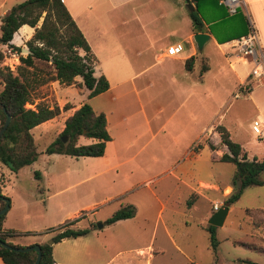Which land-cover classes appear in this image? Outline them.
Wrapping results in <instances>:
<instances>
[{"label": "rangeland", "instance_id": "1", "mask_svg": "<svg viewBox=\"0 0 264 264\" xmlns=\"http://www.w3.org/2000/svg\"><path fill=\"white\" fill-rule=\"evenodd\" d=\"M162 1L164 8L159 11L165 16L166 26L169 27L172 23L174 27L185 29V23L182 24L179 15L183 11L186 18L185 5L180 9L174 0ZM195 1V11L200 14L213 3L217 5V0ZM217 8V12L222 11V19L226 17L224 7L218 4ZM250 16L252 18V15ZM235 18L237 19V16ZM41 21L42 18L39 19L38 26ZM181 44L183 51L180 55L188 54L189 43L181 41ZM21 47L28 49L26 41ZM0 50L4 55L0 60V67L8 68L17 75V67L20 65L18 56H25L26 51L16 53L1 43ZM203 51L206 53L207 47ZM199 58L201 63L207 66V59ZM209 59L212 61L209 62L212 71L206 80V98L198 113V119L190 122L175 119L158 130L153 137L144 122L134 114L135 95L132 92L123 93L116 101L111 100L118 91L116 89L88 98V90L82 84L80 76H76L71 85L60 83L53 79L54 68L50 62L34 59L35 68L30 74L31 104L27 107L34 108L35 104L39 103L60 108L68 104L70 108L62 111L50 123H46L42 129L44 134L36 133L37 149L41 152L38 159L32 165L23 167L18 175L12 178L9 195L26 194L37 200L32 204V216L27 219L15 217L16 225L21 231L19 233L22 235L39 231L41 234H48L43 239L48 243L51 240L49 236L54 235L59 226L53 220L57 217H54V214L58 211L56 206L59 202L64 203V213L77 210L82 217L79 228L93 225L95 229L122 206L132 205L135 209V219L122 224L130 228L127 233L113 229L112 224H109L103 228L102 234L106 238L104 244L101 241L98 244L93 236H89V243L103 248H91L100 250V257L93 261L84 260L81 264H132L134 250L147 246L151 247L149 251L140 252L143 259L140 258V261L134 264H243L241 260L244 259L264 264V185L246 187L240 198L229 204V211L222 226H215L218 247L214 253L209 246L207 221L216 211L214 204L222 206L231 192L235 166L230 162L218 161L223 152H216V156L214 151L204 147L200 148L201 151L197 154L199 150L195 147L196 144L186 152L187 140L176 142L172 138L180 136L182 131L197 133L204 125L211 123L209 131L197 140L202 145L209 142L215 126L221 124L228 130L230 137L247 151L249 159L264 158V120L261 119L260 109L254 101L256 96L264 99V82L254 83L251 91L239 93L235 97L239 84L234 85V77L228 73V63H225V71L223 70L227 75L221 73L220 77L215 68L216 58L212 53H209ZM235 66L240 73L251 67L240 63ZM100 69L99 65L95 67L96 76L105 75ZM158 88L156 84L155 88L149 90L160 103L166 96H163ZM83 103H88L96 112L105 113L113 111L114 103H118L121 104L120 109L114 111V115L136 116L134 132L137 137H134L136 145L133 148L125 149L128 133L120 128L111 129L116 138L107 155L117 161H123L119 167L106 169L101 157L45 153V148L63 129L66 116ZM254 119L260 120V133L252 130ZM66 141L67 138L64 142ZM88 142V138H80V144ZM146 142V146L135 153L138 146L141 147ZM130 156L133 157L125 163ZM91 161L95 162L93 167H89ZM3 168L0 164V187L8 179ZM36 171L43 172L44 176L37 177ZM99 171L102 172L89 179V174ZM262 177L264 179V173ZM180 179L190 183L194 190L189 192ZM67 186L69 187L60 195L45 200V196L56 187ZM37 210L41 213H36ZM44 213L48 216L44 217ZM71 217L65 218L63 222H67ZM133 229H136V232L132 231ZM149 253L150 257H144Z\"/></svg>", "mask_w": 264, "mask_h": 264}, {"label": "crops", "instance_id": "2", "mask_svg": "<svg viewBox=\"0 0 264 264\" xmlns=\"http://www.w3.org/2000/svg\"><path fill=\"white\" fill-rule=\"evenodd\" d=\"M22 1L24 0H0V21L2 16L6 14L13 5ZM61 1L95 55L97 59L95 67L97 65L101 67L100 71L106 75L104 76L109 82V88L96 96L104 95L116 89L118 91L115 93V96L111 97V100L116 101L119 100L123 93L126 92L129 94L132 92L135 95L134 114L136 113L140 120L144 122L146 129L151 133V137L155 136L158 130L162 127H166L169 122L175 119H184L187 122L198 119V113L202 105H204L206 98V80L210 71H212L210 65L212 61L209 59V53H212L216 58L215 68L218 70L217 74L219 76L221 73L227 75L223 70L225 63H228V73L232 74L234 77V85L236 86L246 78L250 69L244 73H240L235 65L240 63L243 66H252L250 62L242 63L239 61L230 46V41L237 38L236 36L244 31L243 24L239 19H237L239 21L236 22L233 20L229 21L227 20V18H229L227 16L222 19V11L219 10L217 12L218 3L217 5L213 3V5L206 7L207 9L204 8L203 13L197 14L202 23V27L201 30L195 31L191 19V12L195 11V9L197 10L195 0H174L177 6H180V9H182L183 4L186 7V18H184L183 11L179 14L182 24L184 25L185 23V29L184 27L179 28V26L174 27L172 23L169 27L166 26L165 23H167V21L165 20V16H162V13L159 11L160 8H164V2L162 0ZM245 2L248 13L252 15L254 25L258 32L260 45L264 53V0H245ZM242 14L244 15V13ZM33 31V27L23 24L13 34L10 43L16 46L23 45L24 42L31 37ZM197 32H203L209 35V39L204 43L201 49L197 48L192 38L193 34ZM228 37L234 38L228 40ZM179 38L181 39L173 42L175 39ZM181 41L189 43L188 54L180 55L183 50L174 55H168L166 53V48L168 46L181 43ZM205 47H207L206 53L203 51ZM190 56H193V61L190 63L189 68H187L186 59ZM199 57H205L207 59V66L201 63ZM210 61L211 63H209ZM263 76L264 73L256 79L255 83H263ZM156 84L159 87V92H162V95L166 96V99L160 103L157 102L152 96L151 90H149L153 87L155 88ZM254 101L260 109L259 114H261V119L264 120V99L256 96ZM120 105L121 104L114 103L113 111H109V113L102 112L105 115L106 129L111 139L105 144L104 154L97 157H101V161L106 165V169L109 170L117 168L123 163V161H117L114 157H108L107 155L116 138L111 133V129L120 128L123 132L128 133V139L125 144L126 150L136 145V139H134V137H137L136 132H134L136 116L127 117L123 115H114V111H118ZM52 120L53 119L44 121L31 129L36 145V133L44 134V132H42L43 127ZM111 124L113 125L112 128ZM209 125H211V123L206 126L204 125L197 133H193L194 135L182 131L180 136L172 138L176 142L187 140L185 144L187 152L193 144L197 145V140H199L203 134L209 131ZM186 128L188 129V125H186ZM153 130H155V132H153ZM190 136H192L191 139ZM80 138L78 140L79 143ZM88 139V143L93 141L90 138ZM147 143L148 142L141 145V147L138 146L135 153L143 149V146H146ZM209 144L214 145L215 149H212ZM195 147L197 148V146ZM204 147L214 151L216 156V152L221 153L226 150V146L221 143L220 135L215 129L209 138V142H205L198 147L199 151H197V154H199ZM192 151L193 150H191V152ZM40 153L41 152L38 151V155ZM132 157L133 156L127 157L125 163ZM94 165V161L89 162V167H93ZM2 166L4 167L2 170L5 172V176H7L8 179L5 181V184L1 186V193L10 198L9 208L2 221V228L4 230H14L16 233H19L21 231L16 225L15 217L21 216L27 219L32 216V214H30L34 207L32 204L37 200L26 194L9 195L10 192L8 190L12 189V178L16 177L23 167L17 172H12L6 166ZM36 172L37 177L44 176L43 172ZM100 172L102 171L89 174V179H92ZM180 181L189 192L194 190L190 183L183 179H180ZM68 187L69 186L64 188L56 187V189H53L51 193L45 196V200L48 201L51 197L60 195V193ZM63 207V202L57 204L56 208L58 211L54 214V217L57 216L53 219L55 221L54 223L60 225L73 221V224H70L69 227L79 228L78 224L81 222L82 217L79 216L77 210L64 213ZM84 207L85 206H82V208ZM38 212L40 211L37 210L36 213ZM135 215L136 214L131 218L118 220L111 226H113V229L127 233V229L130 228L122 224L135 219ZM43 216L47 217L48 215L44 213ZM70 216L72 217L68 219L67 222H63L65 218H69ZM104 226H106L104 223H102V226L98 227V229L93 228V225L87 226L84 228H89L90 231L86 235L76 238H64L59 242L53 243L52 258L54 264H81L84 260L93 261L98 259L100 257V250H92L91 248H103V246L98 245L99 247H95L89 243V236H93L98 244L100 241L104 244L106 241L105 236L102 234ZM132 231L136 232V229ZM47 235L48 234L45 233L41 234L39 231L22 233V235L19 233L17 236L11 238V242L21 246L35 243H47L43 241L44 237ZM52 236L53 235H50L49 237L52 238ZM150 248L149 246H147V248L137 247L134 250L135 255L132 264L138 263L140 258L143 259L140 252H148ZM150 256L151 253H149V255H144V257ZM0 264H5L1 258Z\"/></svg>", "mask_w": 264, "mask_h": 264}, {"label": "trees", "instance_id": "3", "mask_svg": "<svg viewBox=\"0 0 264 264\" xmlns=\"http://www.w3.org/2000/svg\"><path fill=\"white\" fill-rule=\"evenodd\" d=\"M197 14L196 11L191 12L192 26L195 31L201 30L202 27ZM235 16L244 26V31L236 36L239 37L247 32V25L242 13L227 17H230L229 21H239ZM40 18L42 21L38 26ZM23 24L33 27L34 31L26 41L29 52L25 56L20 54L18 56L20 65L17 67V75H14L8 68L0 67L2 85L0 102L11 115L10 122L0 137V164L12 172H17L20 168L30 165L38 157L37 145L34 142L31 129L44 121L59 116L62 111L70 108L68 104H64L60 108L39 103L35 104L34 108L27 107L31 104L30 83L32 80L30 74L35 68L34 59L50 62L54 68L53 79H57L60 83L71 85L75 81V77L80 76L82 84L88 90V98H92L109 88V82L103 74L94 75L97 59L61 0H24L13 5L0 21V43L7 45L10 51L21 52V46H16L10 42L13 34ZM231 38L234 37H228V40ZM3 56V52L0 50V60ZM192 61L193 56L186 59L187 68ZM4 120L5 113L0 109V127ZM215 131L220 135L221 143L226 146V151L220 155L219 161L230 162L235 166L232 190L225 199V202L232 204L240 198L246 187L264 185L262 177L264 158L253 157L249 159L247 151L240 143L230 137L228 130L221 124L215 126ZM62 136H67L66 142L62 140ZM81 136L93 141L80 144L78 140ZM110 139L104 113H97L88 103H83L66 117L59 136L45 148V153H58L75 157L102 156L105 151V144ZM200 146L201 144L197 142V148ZM209 146L215 149L214 145L209 144ZM0 195L5 196L1 193V187ZM4 204V201L0 199V208ZM5 214L6 212L0 215V240L8 245L21 247V245L11 242V238L19 233L2 228ZM134 214L135 209L132 205L122 206L110 215L104 224H113L118 220L131 218ZM70 224H73V221L57 227L51 238L52 244L64 238L86 235L90 231L89 228L69 227ZM207 230L209 232V246L216 253L218 241L215 236V226L208 225ZM52 244H39L41 258L38 264H54ZM36 255V251L18 252L0 245V258L5 264H33ZM241 262L243 264H257L248 259L241 260Z\"/></svg>", "mask_w": 264, "mask_h": 264}, {"label": "built area", "instance_id": "4", "mask_svg": "<svg viewBox=\"0 0 264 264\" xmlns=\"http://www.w3.org/2000/svg\"><path fill=\"white\" fill-rule=\"evenodd\" d=\"M217 3L224 7L227 14L232 16L238 13H244L247 32L230 41V46L233 53L242 63L250 62L252 64L246 78L239 84L238 91L234 94L235 97L239 93H248L251 91L256 79L264 73V53L260 45L258 32L254 22L248 13L245 0H217ZM183 50L181 43L170 45L166 48L168 55H174ZM260 120L255 119L252 122V130L255 133H260ZM219 204H214V209L217 210Z\"/></svg>", "mask_w": 264, "mask_h": 264}, {"label": "water", "instance_id": "5", "mask_svg": "<svg viewBox=\"0 0 264 264\" xmlns=\"http://www.w3.org/2000/svg\"><path fill=\"white\" fill-rule=\"evenodd\" d=\"M194 42L197 45L198 49H201L204 45V43L209 39V35L207 33L203 32H197L193 34L192 36ZM21 51H26V53L29 52L28 49H25L22 47ZM0 109L5 113V120L3 124L0 127V137L2 136L3 132L5 131L6 127L8 126L11 115L7 112L5 109V106L0 102ZM67 136H62V140L65 141ZM0 199L4 201V206L0 208V215L5 213L7 209L9 208V199L5 196L0 195ZM229 211V203L225 202L222 206H220L208 219V224L213 225V226H222L226 215ZM102 224H98V227H101ZM48 244H52V240H49ZM0 245H2L5 248L18 251V252H25V251H36L37 255L35 258V261L33 264H38L41 258V248L38 243L32 244V245H27V246H21V247H15L6 244L5 242H2L0 240Z\"/></svg>", "mask_w": 264, "mask_h": 264}]
</instances>
